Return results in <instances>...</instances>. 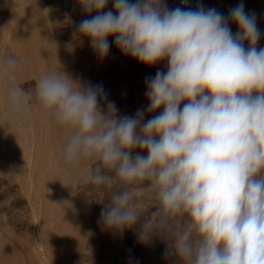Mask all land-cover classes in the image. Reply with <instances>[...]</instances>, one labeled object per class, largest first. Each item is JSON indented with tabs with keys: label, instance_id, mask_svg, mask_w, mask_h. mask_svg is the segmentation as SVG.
<instances>
[{
	"label": "clouds",
	"instance_id": "clouds-1",
	"mask_svg": "<svg viewBox=\"0 0 264 264\" xmlns=\"http://www.w3.org/2000/svg\"><path fill=\"white\" fill-rule=\"evenodd\" d=\"M78 3L96 13L78 32L100 58L111 36L140 63L167 59V71L146 80L147 112L163 110L146 122L143 110L118 118L114 102L107 112L99 106L101 86L85 88L61 71L43 74L34 90L11 87L9 110L26 113L38 103L64 132L65 166L93 162L88 183L110 190L106 229L140 222L133 202L146 186L156 211L140 224L142 239L166 233L183 264H264V48L256 46L255 14L243 3L227 18L203 6L168 9L163 0H112L115 11H104L109 0ZM0 67L20 66L2 55ZM136 149L147 155L133 157Z\"/></svg>",
	"mask_w": 264,
	"mask_h": 264
},
{
	"label": "rangeland",
	"instance_id": "rangeland-1",
	"mask_svg": "<svg viewBox=\"0 0 264 264\" xmlns=\"http://www.w3.org/2000/svg\"><path fill=\"white\" fill-rule=\"evenodd\" d=\"M240 3L255 14L261 33L256 46L264 48V0H163L168 9L203 6L225 18ZM108 10L115 11L112 0ZM95 14L83 11L78 0H0V56H13L20 66L9 72L0 67V264H183L166 233L140 237V224L156 211L146 186L133 202L142 213L140 222L123 232L106 229L101 212L111 202L110 190L88 183L93 162L65 166L64 132L38 103L29 102L26 113L9 110L11 87L34 90L43 74L58 71L85 88L101 86L99 106L107 112L114 102L118 118L143 110L146 122L163 110L147 112L146 80L166 72L167 59L140 63L122 53L111 36L109 53L100 58L78 32L79 23ZM229 27L233 35L239 31L231 21ZM137 154L147 155L140 149L132 153Z\"/></svg>",
	"mask_w": 264,
	"mask_h": 264
},
{
	"label": "crops",
	"instance_id": "crops-1",
	"mask_svg": "<svg viewBox=\"0 0 264 264\" xmlns=\"http://www.w3.org/2000/svg\"><path fill=\"white\" fill-rule=\"evenodd\" d=\"M41 202V201H40ZM42 207H43V205H42V203H41V205H40V209H42ZM38 213V212H37ZM39 216H40V214H39ZM34 263V262H33ZM36 263V262H35Z\"/></svg>",
	"mask_w": 264,
	"mask_h": 264
}]
</instances>
